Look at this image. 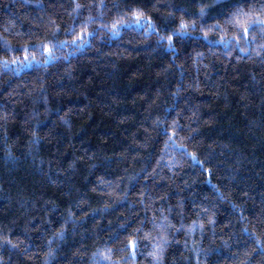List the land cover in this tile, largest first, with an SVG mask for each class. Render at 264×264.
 <instances>
[{
	"label": "trees",
	"instance_id": "trees-1",
	"mask_svg": "<svg viewBox=\"0 0 264 264\" xmlns=\"http://www.w3.org/2000/svg\"><path fill=\"white\" fill-rule=\"evenodd\" d=\"M262 7L0 0V264H264Z\"/></svg>",
	"mask_w": 264,
	"mask_h": 264
},
{
	"label": "snow or ice",
	"instance_id": "snow-or-ice-1",
	"mask_svg": "<svg viewBox=\"0 0 264 264\" xmlns=\"http://www.w3.org/2000/svg\"><path fill=\"white\" fill-rule=\"evenodd\" d=\"M261 3L264 4V0H261ZM261 12H264V7L260 9ZM136 23L140 24V17H136ZM228 23H231L235 26H238L240 29V34L241 36H247L249 31L251 30L252 32L260 31L264 33V19H251L249 18V14L243 12L242 9H237L235 13L231 14V18L229 19ZM185 27L182 25V28ZM215 28H219V25H214ZM176 35H186V33H176ZM81 40H83V35L80 37ZM255 37H253V40ZM264 48V45L261 46ZM51 51V50H49Z\"/></svg>",
	"mask_w": 264,
	"mask_h": 264
}]
</instances>
